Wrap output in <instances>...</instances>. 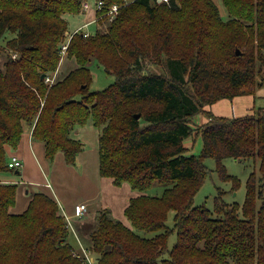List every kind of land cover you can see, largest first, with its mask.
<instances>
[{
  "label": "trees",
  "instance_id": "trees-1",
  "mask_svg": "<svg viewBox=\"0 0 264 264\" xmlns=\"http://www.w3.org/2000/svg\"><path fill=\"white\" fill-rule=\"evenodd\" d=\"M83 1L0 0V37L13 34L0 47L7 53L0 66V173L15 171L9 150L18 148L25 126L49 160L61 152L66 164H76L84 144L71 132L92 121L100 131V175L141 193L125 210L130 227L109 209L99 213L85 248L94 264H264V108L242 117L205 110L264 85V0H222L227 19L214 0H102L95 32L69 41L67 56L78 67L50 84L67 39L66 15L80 14ZM113 4L121 7L110 22ZM92 63L114 82L91 90ZM200 113L208 120L196 126ZM198 135L203 147L194 155L184 141ZM209 157L233 189L240 180L224 160H259L261 175L248 177L241 206L221 194L214 211L194 205ZM156 184L162 193L147 194ZM17 188L0 182V264H89L69 241L52 196L36 192L23 213L11 212Z\"/></svg>",
  "mask_w": 264,
  "mask_h": 264
},
{
  "label": "crops",
  "instance_id": "crops-1",
  "mask_svg": "<svg viewBox=\"0 0 264 264\" xmlns=\"http://www.w3.org/2000/svg\"><path fill=\"white\" fill-rule=\"evenodd\" d=\"M94 15L95 12L91 10L85 16L93 18ZM61 63L55 73V79L58 81L78 67L76 60H71V58L65 62L68 65L67 70ZM209 107L205 110L215 115ZM207 120V117L200 113L195 116L194 124L200 126ZM99 136L100 131L92 121L83 126H77L71 132V137L81 141L84 144V149L78 154L76 164L68 165L61 152L57 153L53 160H49L45 154L44 144L33 138L30 126H25L18 148L9 150V156L16 154L21 158L22 168L18 170L19 173L17 170L0 173L1 183H16L18 186L16 203L12 208H17L19 213L13 211L12 213H23L34 193L45 192L59 203L66 220H70L73 230L69 229V241L75 249L81 252L82 247L87 248V234L95 226L102 210L109 209L115 218L128 225L125 210L129 206L130 200L141 194L134 191L126 182L117 186L113 184L111 178L100 175ZM184 145L189 153H199L203 147L201 135L187 138ZM78 206L84 207V215L77 216Z\"/></svg>",
  "mask_w": 264,
  "mask_h": 264
},
{
  "label": "rangeland",
  "instance_id": "rangeland-1",
  "mask_svg": "<svg viewBox=\"0 0 264 264\" xmlns=\"http://www.w3.org/2000/svg\"><path fill=\"white\" fill-rule=\"evenodd\" d=\"M90 2L92 4L95 3L94 0H90ZM214 2L218 5L222 18L227 19L228 18L227 11L222 0H214ZM94 17L95 15L93 16V18ZM93 18H90L88 16L86 17L84 13L66 15V20L68 21V30L66 32V37L68 38L72 34V32H74L78 27L82 26L86 21L91 20ZM85 30L89 31L90 33H94L96 30V25L92 24L89 27H87ZM12 37L13 34L11 33H8L5 36L0 37V47H4L7 40ZM6 56L7 53L4 50H1L0 66L2 65L3 61H5ZM67 57L68 56L63 57L62 60L63 59L64 60L61 63L62 66L64 65L65 70L68 69V65L65 62H68V60H70V58L68 57L69 58L68 59ZM71 60H75V59L71 58ZM72 67H70V69H72ZM90 67L93 74L91 90L105 89L111 83L114 82V76L112 74L107 73L102 66L98 65L97 63H92ZM263 74H264V68L262 75ZM259 79L260 78L258 77L257 80ZM57 81L58 80L55 79L54 83ZM260 108H264V85L258 88L254 95L237 96L233 100L223 99L214 103L209 107V109L213 111L215 115L223 116V117L226 116L242 117L249 114H254V112L258 111ZM196 146L197 145L195 144V147ZM199 151L201 152V150ZM200 152L193 154L198 155L200 154ZM204 163L207 166V168L210 170V172L207 174L203 185L195 195L194 205L204 206L212 211L215 210V198L220 194L223 197L224 201H226L227 203L230 204L238 203L241 206L245 200L246 182L248 177L253 172H255L258 177H260L261 175L259 171L260 163L258 159L242 161L236 158H226L223 162L225 165L226 172L229 175H232L240 180V186L236 189H233V182L230 180L224 181L221 175L219 174V172H217L216 170L217 164L214 158H210V157L206 158L204 160ZM163 190H164V186L156 184L147 191V194L160 195ZM50 191H52V189H50ZM12 211L15 213H19L18 212L19 210L17 208L16 209L11 208V212ZM127 223L128 225L127 224L126 225L130 227L131 224L129 220L127 221ZM167 224L168 226H173L174 224L173 211L170 212L168 216ZM151 235L152 234H150V236ZM71 237L73 236L71 235ZM175 240H176V234L173 233L170 237V246H172L175 243Z\"/></svg>",
  "mask_w": 264,
  "mask_h": 264
},
{
  "label": "built area",
  "instance_id": "built-area-1",
  "mask_svg": "<svg viewBox=\"0 0 264 264\" xmlns=\"http://www.w3.org/2000/svg\"><path fill=\"white\" fill-rule=\"evenodd\" d=\"M129 0H125V3H128ZM161 1H165L168 2V0H159ZM94 4H92L90 2V0H84L82 3V8H81V13H84V15L88 14L89 11L93 10L95 12V17L91 20L86 21L82 26L78 27L74 32H72V34L66 39V41L63 43L62 47H61V53H62V58L67 56V48H68V44L69 41L71 40L72 36L77 33L82 31L84 33L85 36H89L90 32L85 30L87 27H89L92 24H95L98 20V13L102 12L104 9V2L102 0H94ZM120 4H113L111 6V8L109 9V11L107 12V16L109 18V21H113L116 17V15L118 14V11L120 9ZM55 81V75L49 76L46 79V82L48 83H54ZM23 166V162L21 160V158L19 156H17L16 154H12L11 156H9V160H8V167L12 170H19L21 169ZM85 213V209L84 207L78 206L77 207V211L76 214L77 216H82ZM67 227L68 229H72V224L70 222L69 219H67ZM82 254L84 255L85 259L88 261L89 264H94V260L92 258V256L90 255V253L84 249L82 247Z\"/></svg>",
  "mask_w": 264,
  "mask_h": 264
},
{
  "label": "water",
  "instance_id": "water-1",
  "mask_svg": "<svg viewBox=\"0 0 264 264\" xmlns=\"http://www.w3.org/2000/svg\"><path fill=\"white\" fill-rule=\"evenodd\" d=\"M237 53H238V54H240V51H237ZM41 77H42V78H44V77H45V74H42V76H41ZM136 117H137V118H139V115H136ZM17 173H19V171H18V170H17Z\"/></svg>",
  "mask_w": 264,
  "mask_h": 264
}]
</instances>
